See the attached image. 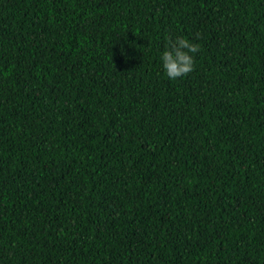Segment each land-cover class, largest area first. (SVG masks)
<instances>
[{
  "label": "trees",
  "instance_id": "16d2710c",
  "mask_svg": "<svg viewBox=\"0 0 264 264\" xmlns=\"http://www.w3.org/2000/svg\"><path fill=\"white\" fill-rule=\"evenodd\" d=\"M0 264H264V0H0Z\"/></svg>",
  "mask_w": 264,
  "mask_h": 264
},
{
  "label": "clouds",
  "instance_id": "9594fccd",
  "mask_svg": "<svg viewBox=\"0 0 264 264\" xmlns=\"http://www.w3.org/2000/svg\"><path fill=\"white\" fill-rule=\"evenodd\" d=\"M200 45L190 42L186 37H168V45L161 55L165 74L171 80L186 76L194 70V56Z\"/></svg>",
  "mask_w": 264,
  "mask_h": 264
}]
</instances>
